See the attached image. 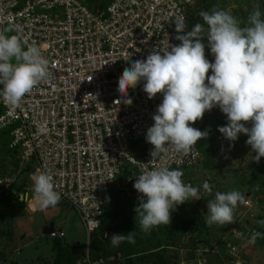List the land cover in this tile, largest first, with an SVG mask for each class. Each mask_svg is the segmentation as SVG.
<instances>
[{
    "label": "built area",
    "instance_id": "built-area-1",
    "mask_svg": "<svg viewBox=\"0 0 264 264\" xmlns=\"http://www.w3.org/2000/svg\"><path fill=\"white\" fill-rule=\"evenodd\" d=\"M189 1L110 0L91 12L84 0H0V29L14 25L11 33L25 49L39 47L53 74L20 107L0 99V131H8V148L17 152L18 163L32 164L38 175L48 173L60 201L77 215L84 254L76 264H103L101 258L89 259L88 248L91 235L101 229L111 191L135 205L142 195L134 188L141 173L192 169L201 160L197 145L188 156L169 146L152 159L154 146L146 133L163 94L149 99L144 81L127 96L118 92L119 78L132 62L180 44L174 20L187 24L182 5ZM129 98L132 103H125ZM16 181V173L0 176V195ZM253 233L235 223L226 233L220 264H247ZM108 234L101 229L103 238ZM47 236L61 239L64 233L51 230Z\"/></svg>",
    "mask_w": 264,
    "mask_h": 264
},
{
    "label": "clouds",
    "instance_id": "clouds-1",
    "mask_svg": "<svg viewBox=\"0 0 264 264\" xmlns=\"http://www.w3.org/2000/svg\"><path fill=\"white\" fill-rule=\"evenodd\" d=\"M200 16L208 26L206 37L214 62L205 57L201 36L204 25L196 23L185 32L187 24L179 18L174 22L176 39L181 43L132 62L119 78L118 92L127 96L129 88L144 81L143 91L149 99L163 94L153 116L154 124L146 133V141L154 146L152 159L167 153L169 146L184 156L190 155L197 142L208 135L190 125L202 119L206 111L219 107L228 123L218 131L229 141H236L241 133L247 135L246 144L255 153L252 160L259 163L264 157V19L259 7L244 27L229 12L215 7L211 12H200ZM15 30L14 25L0 29V99L20 107L22 99L53 74L39 47L25 49L17 35H6ZM124 102L131 104L132 100ZM245 122H251V128L245 127ZM182 176L181 170L156 167L135 179L134 188L142 194L135 212L143 232L169 224L171 212L190 198L201 199L199 189L186 185ZM203 190L212 192L207 181ZM33 193L41 210L56 206L60 200L46 172L35 176ZM243 200L237 190L216 192L215 198L207 202V226L234 223V210ZM260 223L264 225V221ZM260 235L253 233L252 240ZM110 240L112 246L125 240L135 243L134 231L127 236L113 234Z\"/></svg>",
    "mask_w": 264,
    "mask_h": 264
},
{
    "label": "rangeland",
    "instance_id": "rangeland-1",
    "mask_svg": "<svg viewBox=\"0 0 264 264\" xmlns=\"http://www.w3.org/2000/svg\"><path fill=\"white\" fill-rule=\"evenodd\" d=\"M110 0H84V6L91 12L101 10ZM225 10L234 16L240 26L248 23L250 14L259 7L261 19H264V0H190L185 4L187 14V31H191L196 23L204 25L205 31L201 33L202 43L205 44V57L214 62L207 41V25L204 24L200 12H211L213 8ZM6 35H13L6 33ZM181 43V42H180ZM208 75H212L209 70ZM207 83V81H206ZM228 123L227 116L219 107L206 111L202 119L198 120L197 129L207 131L210 137L212 155L201 151V160L192 169L181 170L182 180L186 185H192L200 191L201 199L190 198L178 205L171 212V221L167 225H159L147 233V239L131 252L128 258H122L112 263L111 259L104 260V264H160L157 254L175 259L177 264H217L225 249L226 233L234 227L235 223L245 224L246 228L261 233L255 239L254 245L245 256L247 264H264V157L259 163L252 160L255 155L251 146L246 144L248 136L241 133L236 141H229L218 131L219 127ZM251 122H245V127L251 128ZM9 139L5 133L0 132V174H17L16 184L19 186L17 195L7 201V191L0 195V242L10 239L22 223H19L15 208H27L34 212L40 210L33 193V180L28 179L32 164L21 165L16 160V154L8 148ZM16 160V169L14 162ZM28 167V168H27ZM37 176V175H36ZM207 181L212 187L211 194L203 190V183ZM115 188V186H114ZM232 190L239 191L244 200L239 202L234 210V223L225 225L213 224L207 226V202L215 198L216 192L227 193ZM110 205L105 210L103 226L119 228L121 224L129 222L128 217L132 209L138 206L131 204L130 197L121 200L115 194L110 195ZM27 211V212H28ZM25 212V211H24ZM30 223L22 240L21 250L11 257H4L0 264H50L54 256L56 243L42 234L43 228L52 224L54 230L64 231V237L59 244H84V233L77 215L64 202L60 201L54 207L29 216ZM104 229V227L102 228ZM66 235V236H65ZM111 244V243H109ZM5 251V249H3ZM133 253V254H132ZM183 260V261H180ZM76 264L77 259L73 260Z\"/></svg>",
    "mask_w": 264,
    "mask_h": 264
},
{
    "label": "trees",
    "instance_id": "trees-1",
    "mask_svg": "<svg viewBox=\"0 0 264 264\" xmlns=\"http://www.w3.org/2000/svg\"><path fill=\"white\" fill-rule=\"evenodd\" d=\"M184 6L185 5H182L183 12L185 14L186 20H188L187 14L184 11ZM0 132L5 133L8 136L7 130H3ZM8 139H9V137H8ZM196 145L200 151V154L203 151H205L209 156L212 155L213 151L211 149L210 137L207 136L206 138H202L201 140H199L197 142ZM13 153L16 154L17 152L14 151ZM16 160L18 162L17 154H16ZM16 160H15L14 164L16 163ZM26 165H29V164H26ZM26 165H24V166H26ZM14 169H16V164L14 165ZM33 169H34V167L30 168L29 172L30 173L33 172ZM2 175H5V174H0V176H2ZM18 187L19 186L16 183L11 185L7 189L8 193H11V194L17 193V191L19 189ZM117 197H119V196H117ZM120 199L123 200L124 198H120ZM110 201H111V199H110ZM137 203L139 205V200L137 201ZM109 205H110V202H109ZM135 208L132 209L133 213L128 217L129 222H127L125 224H121L119 228L108 227V226L102 225V222H104V215H105L106 209L104 210V215H103V218L101 221V229L104 227V229L107 230L109 232V234L107 237L103 238L101 235V229H100L91 235L90 242H89V248H88V256H89L90 260H96L98 258H101L102 260L104 259L107 261V259H111L112 263H114L118 259L120 260L122 258H126V257L128 258L129 256H131L132 250H134L135 247H137L138 245H140L146 241L147 233H145L141 230V227L139 224V217H136L137 214L135 212ZM153 228H155V227H153ZM132 231H134L135 243H129V242H127V240H125V241L121 242L118 246H112V244H109V243H111L110 237L113 234H124L125 236H127V233H130ZM52 241L54 243H56L58 245V247L54 248V256H53L50 264H74L75 263L73 261L74 258L79 260L83 257L84 251H83L82 244H72V245L61 246L59 244V239H53ZM157 256H158L157 261L160 264H177V262H175V259L172 257L163 256L160 254H157ZM104 260H103V264H104ZM107 264H111V263L108 262Z\"/></svg>",
    "mask_w": 264,
    "mask_h": 264
},
{
    "label": "crops",
    "instance_id": "crops-1",
    "mask_svg": "<svg viewBox=\"0 0 264 264\" xmlns=\"http://www.w3.org/2000/svg\"><path fill=\"white\" fill-rule=\"evenodd\" d=\"M197 124H198V122H197ZM196 129H197V127H196ZM36 175H38V173L35 171V167H34L33 172L29 173L27 175L28 176L27 178L28 179H30V178L32 179ZM6 194H7V197L5 199L7 201H9L10 198H13V197H15L17 195L16 193H13V194L8 193V191H7ZM25 205H26V208H27V203ZM26 208L23 207V208H15L14 209L16 217H18V219H19V223H22V226L24 228L19 227L17 229V231L13 233V235H12V237L10 239H6V241H4V243L0 242V259H1V261H4L3 260L4 257L11 258L15 254V252L18 253L21 250V246L22 247L25 246V245H23V242H22V240H24L26 238L25 234L22 235V234H20V232L22 230H24V231H26L27 229H28V231L30 230V227H29L30 223L28 224V226H26V224H25L26 222H29V220H30L29 216L30 215L35 214L37 212L43 211V210L40 209V210H36L34 212H30V211L26 210ZM47 226H45L43 228V230ZM52 230H54L53 227H52ZM57 231H61V232L65 233L64 231H62L60 229L57 230ZM3 249H5V251H3ZM83 251H84V244H83ZM83 254H84V252H83ZM180 261H183V260H180ZM217 264H220V262H217Z\"/></svg>",
    "mask_w": 264,
    "mask_h": 264
},
{
    "label": "water",
    "instance_id": "water-1",
    "mask_svg": "<svg viewBox=\"0 0 264 264\" xmlns=\"http://www.w3.org/2000/svg\"><path fill=\"white\" fill-rule=\"evenodd\" d=\"M52 230V224H49L44 230H43V234L47 235L48 233H50Z\"/></svg>",
    "mask_w": 264,
    "mask_h": 264
}]
</instances>
